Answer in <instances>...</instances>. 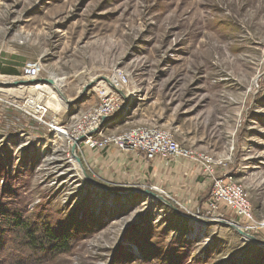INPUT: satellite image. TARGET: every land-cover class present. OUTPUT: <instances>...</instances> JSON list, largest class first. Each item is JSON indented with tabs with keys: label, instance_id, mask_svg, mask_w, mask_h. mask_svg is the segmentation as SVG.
I'll list each match as a JSON object with an SVG mask.
<instances>
[{
	"label": "rangeland",
	"instance_id": "1",
	"mask_svg": "<svg viewBox=\"0 0 264 264\" xmlns=\"http://www.w3.org/2000/svg\"><path fill=\"white\" fill-rule=\"evenodd\" d=\"M27 63L40 65L38 82L0 85V251L10 261L21 257L13 247L22 248V235L10 224L21 216L31 229L72 222L88 229L69 253L38 264H159L144 260L148 252H164L173 264H264V247L233 229L130 194L167 188L140 154L77 150L84 179L63 134L21 110L27 97L42 96L43 121L63 126L98 103L100 83L125 72L127 93L106 133L140 125L169 131L220 161L219 174L243 186L254 220L264 223V0H0V65L19 74H0V82L28 81ZM87 85L77 103L65 102ZM184 174L171 180L178 194L168 193L170 202L201 218L211 182L195 190L198 177ZM219 213L238 223L232 211ZM249 234L264 241V228ZM130 255L135 262L123 260ZM25 256L36 264L34 254Z\"/></svg>",
	"mask_w": 264,
	"mask_h": 264
},
{
	"label": "built area",
	"instance_id": "2",
	"mask_svg": "<svg viewBox=\"0 0 264 264\" xmlns=\"http://www.w3.org/2000/svg\"><path fill=\"white\" fill-rule=\"evenodd\" d=\"M40 72L41 67L38 63H27L23 68V76L28 81L37 80ZM128 79L129 76L125 72L114 71L107 82L97 86L95 92L98 103L90 109L72 116L71 120L63 126H59L56 120H52L50 123L43 121L48 108L42 96L27 97L21 110L29 117L45 124L59 136V132H65L60 139L65 138L71 161L73 156L71 148L75 141L82 139L77 146V150L80 152L82 149L106 151L114 148L123 153H138L151 162L157 159H174L196 165L211 182L210 199L205 204L206 211L201 219H224L222 215H219V210L223 207L233 212L240 221L238 224L245 232L251 233L263 229L264 223H257L254 220L246 190L232 176L220 175L217 170L220 161L211 155L181 146L169 131L158 127L140 125L121 133H106V126L120 109L127 93L124 88ZM22 87L24 86H17L19 89ZM51 125H54L55 128H52ZM153 190L165 196V193L156 187H153Z\"/></svg>",
	"mask_w": 264,
	"mask_h": 264
},
{
	"label": "trees",
	"instance_id": "3",
	"mask_svg": "<svg viewBox=\"0 0 264 264\" xmlns=\"http://www.w3.org/2000/svg\"><path fill=\"white\" fill-rule=\"evenodd\" d=\"M0 74L2 75H10V76H18V72L11 68V67H1L0 65ZM166 209H169L165 207ZM172 211L171 209H169ZM173 212V211H172ZM174 213V212H173ZM16 218L12 217V220L10 221V224H12L13 230H18V232L22 235L21 242L23 244L22 248H14L16 249L15 254H18V256H21L19 259H16L14 261L9 260V256H5L0 251V264H29L33 263L32 261H27L28 258H26L25 254L26 252H29L31 254H34L33 259L36 261V264L41 263L44 259L51 258L54 259L55 257L64 254L69 253V251L72 248L74 238L81 232H84L88 229H81L79 225L75 222H72L71 227L67 229H53L52 227H39L38 229H31L25 222H23L21 216H15ZM101 219V218H100ZM100 219H97L98 221ZM89 224V223H85ZM90 225V224H89ZM94 226H91V228H95ZM145 238L148 237V233H144ZM147 236V237H146ZM142 238V237H141ZM142 241H145L142 238ZM142 241L140 243H142ZM147 241H145V244ZM139 243V244H140ZM10 248V247H9ZM141 251L145 249L144 243L141 244ZM154 253V252H153ZM150 253L148 252L145 256L143 254L144 260H147L148 258H151L153 261H159V264H173L172 262H169L166 260V254L164 252H158V253ZM11 254L12 251H11ZM123 260H129L130 262H135L133 259V256L130 255L128 259ZM174 262V261H173ZM34 264V263H33Z\"/></svg>",
	"mask_w": 264,
	"mask_h": 264
},
{
	"label": "water",
	"instance_id": "4",
	"mask_svg": "<svg viewBox=\"0 0 264 264\" xmlns=\"http://www.w3.org/2000/svg\"><path fill=\"white\" fill-rule=\"evenodd\" d=\"M108 80V79H106ZM38 81L32 80V81H12V82H0V85H4L5 87H16L19 85H27V84H32V83H36ZM39 82H47L49 84L54 85V81L53 80H49V81H39ZM91 88V85H87L82 93L81 96L79 98H77L76 100H74L73 102L71 101H65L67 104L71 105V104H75L77 103L86 93L87 91ZM58 91V90H57ZM59 95H61L60 91ZM123 108V107H122ZM82 141V139L77 140L74 142V145L71 148V152L73 154V156H75L77 163L82 167L81 161L78 158V156H76V151H77V146L80 144V142ZM86 177V175H85ZM90 182L94 183L91 179L87 178ZM95 184V183H94ZM98 187L102 190H104L103 187H101L100 185H98ZM132 193H136V194H143L146 197L158 201L160 202L163 206L171 209L176 215L180 216L183 219H190V220H194L196 222H201L203 224L206 225H224L227 226L231 229H233L240 237L243 241H245L246 243H253V244H257V245H261L264 247V241L259 240L258 238H256L255 236L245 232L243 230V228L237 223L234 222L232 220H226V219H219V220H204L201 218H197V217H191L188 218L186 216H184L179 209H177V207H175L174 205L171 204L170 200L168 198H166L165 196H162L160 194H157L156 192H153L151 189H145V190H140V189H133V191H130V194Z\"/></svg>",
	"mask_w": 264,
	"mask_h": 264
},
{
	"label": "crops",
	"instance_id": "5",
	"mask_svg": "<svg viewBox=\"0 0 264 264\" xmlns=\"http://www.w3.org/2000/svg\"><path fill=\"white\" fill-rule=\"evenodd\" d=\"M7 67H11V68H13V69H15L17 71L15 65L14 66L13 65H8ZM25 87L26 86H24L22 88H25ZM111 149H114V148H111ZM108 150H106V151H108ZM121 153H123V152H121ZM169 161H161L160 159H157L155 161H152V163H151V166H152L151 171H152L153 174H157L161 178V180H163L164 186L167 187L166 190L164 189L165 191H163L161 188H158V187H157V189L163 191L165 193L166 198H168L170 201H175L171 197L173 195L175 196L176 194H178V193H176V190L175 189L173 190V189L169 188V185L171 183V180L173 178H176V177L181 176L183 173H185L184 176L187 174L188 177H189V175L192 174V177L194 179L193 181H195L196 178L198 177V181L199 182L197 181L196 183H193V185H195V187H196L195 190L201 189L202 186H204V183L210 182L207 179V177L201 172V170H200V168L198 166L192 165V164H190L187 161H182V163H180L179 160H178L177 163H172V162H169ZM138 162L147 163V162H151V161H147L144 158V156L141 155L140 160H138ZM180 164L182 165V169H183L182 171H179V168L181 166ZM146 188H149L152 191H155V190H153V187L152 186H147ZM210 190H211V187H210ZM168 193H172V196L170 197L168 195ZM208 194L209 195H208V198L205 200V204L210 199V192H208ZM205 204L203 205V207H204L203 213H205V211H206ZM219 215H221V214L219 213Z\"/></svg>",
	"mask_w": 264,
	"mask_h": 264
},
{
	"label": "bare ground",
	"instance_id": "6",
	"mask_svg": "<svg viewBox=\"0 0 264 264\" xmlns=\"http://www.w3.org/2000/svg\"><path fill=\"white\" fill-rule=\"evenodd\" d=\"M42 86H43V85H42ZM54 86H55V88L57 89L59 85H57V82H54ZM49 92H50L51 97L55 98V94H54V93L51 94V93H52L51 91H49ZM58 93H59V92H58ZM60 100H61V99H60ZM55 101H56V98H55ZM60 103H61V102H60ZM60 103H59V105H58V104H56V105L54 104L55 106H53V107L56 108V111H58V110L61 108V105H62V104L60 105ZM62 107H63V106H62ZM54 128H55V127H54ZM56 131L59 132V130H56ZM64 133H65V132H64ZM64 133L59 132V134H63V135H64ZM72 157H73V159H74V162H75L76 166H78L79 173L82 174L83 177H84V179H85V174H84L83 169H82L81 166L77 163L75 156H72Z\"/></svg>",
	"mask_w": 264,
	"mask_h": 264
}]
</instances>
